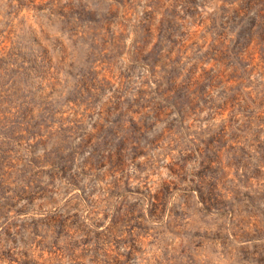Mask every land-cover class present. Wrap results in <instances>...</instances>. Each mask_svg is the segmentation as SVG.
I'll return each instance as SVG.
<instances>
[{
	"label": "rangeland",
	"instance_id": "rangeland-1",
	"mask_svg": "<svg viewBox=\"0 0 264 264\" xmlns=\"http://www.w3.org/2000/svg\"><path fill=\"white\" fill-rule=\"evenodd\" d=\"M0 264H264V0H0Z\"/></svg>",
	"mask_w": 264,
	"mask_h": 264
}]
</instances>
